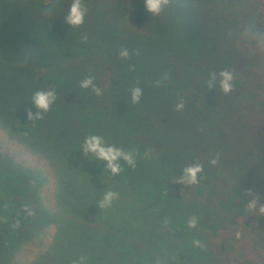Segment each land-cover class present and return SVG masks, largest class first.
I'll return each instance as SVG.
<instances>
[{
	"label": "trees",
	"instance_id": "trees-1",
	"mask_svg": "<svg viewBox=\"0 0 264 264\" xmlns=\"http://www.w3.org/2000/svg\"><path fill=\"white\" fill-rule=\"evenodd\" d=\"M71 3L0 0L3 138L49 166L60 163L59 192L68 189L70 175L71 189L83 196V205L103 197L107 170L106 162L83 154L85 137L100 135L107 144L132 152L135 167L121 160L119 174L128 179L136 174L143 196L138 201L128 195L150 215L146 228L155 229L154 241L143 248L135 222L123 227L126 234H135L140 256L208 263L201 232L213 219L232 221L237 215L245 219L252 244L264 245V215L247 209L253 197L245 195L252 189L264 204V126L259 122L264 120V97L249 78L264 48V0H169L159 15L147 13L143 0H83L87 14L79 28L64 23ZM121 49L129 52L127 59L119 56ZM222 70L233 73L230 93L239 90L243 112L254 117L251 133L243 120L227 114L239 104L220 89ZM88 76L102 95L80 87ZM136 86L143 94L133 104L130 89ZM49 89L57 96L50 110L42 119L28 120V110L37 111L33 94ZM181 101L184 107L177 110ZM4 141L0 139V199L6 201L0 202V264H11L22 243L54 225L56 211L45 210L39 197L46 177L3 151ZM212 159L217 163L211 164ZM197 163L203 166L199 183L229 188L215 204H209L211 193L203 197L205 203L186 201L176 188L187 186L176 181L185 167ZM155 187L149 196L147 189ZM193 214L199 223L189 229L186 220ZM165 224L174 235L170 244L164 241L165 234L171 236L162 228Z\"/></svg>",
	"mask_w": 264,
	"mask_h": 264
},
{
	"label": "rangeland",
	"instance_id": "rangeland-1",
	"mask_svg": "<svg viewBox=\"0 0 264 264\" xmlns=\"http://www.w3.org/2000/svg\"><path fill=\"white\" fill-rule=\"evenodd\" d=\"M259 54L257 63H254V76L249 78L255 80L252 86L256 93H261L262 98L264 87L260 86L264 85V48L260 49ZM229 94L236 105L237 102L239 104L235 112L227 113L229 118L243 120V123L250 128L246 131L251 133L256 128L252 123L254 117L246 115L241 108L238 100L239 90L234 95ZM259 122L264 126V120L259 119ZM0 139L5 140L1 145L3 151L14 155L25 166L37 168L43 173L46 180L39 190V197L45 210L53 214L56 211L54 225L50 224L38 232L32 240L27 239L22 243L13 256L11 264H72L73 260H77L80 256L86 257L84 264H177L182 262L181 259L173 262L168 256H140V250L135 246V234L132 231V235L125 233L123 227L129 222H135L142 235L143 248H146L147 243L154 241L155 238V229L152 226L146 228L150 215L146 213L144 206L137 208L136 205V199L138 198L139 201L143 196L138 191L136 186L138 184L135 185L136 174L134 178L128 179L121 174L113 175L110 170H106L104 174L106 188L103 194L111 190L118 193V197L107 208L99 207L102 196L100 201L95 199L90 204L87 201L83 205V196L71 189L70 175L66 178L69 184L66 185L68 189L63 188L59 192L60 176L63 175L60 163L56 167L49 166L46 161L21 150L16 144L4 139L1 134ZM214 186L216 187L215 181ZM176 188L181 189L180 191L183 192L181 195L186 201L196 199L197 202L205 203L202 200L203 197L211 193L212 199L209 200V204H215L222 192H229V188L224 189L222 186L210 189L207 182L203 185L201 182L187 186L178 184ZM157 190V187L147 189V194L151 196ZM128 194L135 196V201ZM1 196L4 197V193L0 192V198ZM0 202L4 204L6 201L0 199ZM57 221L59 223L55 227ZM245 224V219L239 215L232 221L224 219L221 222L213 219V223H208L205 226L206 229L201 232L205 234V238L201 239V248L203 253L208 254L209 261L199 264H264V245L252 244L253 239L249 231H246ZM162 228L171 232V236L165 234L164 239L170 244L171 237L174 235L167 224ZM157 242L158 240L155 241L156 245Z\"/></svg>",
	"mask_w": 264,
	"mask_h": 264
},
{
	"label": "clouds",
	"instance_id": "clouds-1",
	"mask_svg": "<svg viewBox=\"0 0 264 264\" xmlns=\"http://www.w3.org/2000/svg\"><path fill=\"white\" fill-rule=\"evenodd\" d=\"M144 8L147 13L152 15H159L165 6L169 3V0H143ZM87 14V8L83 3V0H72V3L69 7L67 15L63 18L64 23L71 26L72 28H79L83 25L85 21V16ZM86 40V37H85ZM119 56L122 59H127L129 57V52L127 49H121L119 52ZM219 87L225 93L228 94L233 90V73L228 70H222L219 73ZM216 80L215 73L212 74L210 81L208 82V88L211 90L214 86V81ZM94 78L92 76H88L83 79L80 83V87L82 89L91 88L92 91L97 95H102V89L94 84ZM131 93V102L133 104L139 103L141 96L143 94V90L139 87H133L130 89ZM57 96L54 89L49 90H38L32 96V103L37 109L35 113L31 110L27 112V119H42L43 113H46L50 110L51 106L56 101ZM183 102H179L176 105L177 110L183 109ZM83 154L85 156L91 154L94 158L101 162H106L107 170L113 175H117L122 171L120 161H125L129 166L135 167V157L132 152H126L121 148L116 147L112 144H107L105 138L96 134H89L85 137L83 143ZM211 164H216L217 161L212 159L209 161ZM203 170V166L201 164H193L187 166L183 169L182 175L176 181L180 184L186 185H195L199 183L198 174ZM245 195L252 196L253 198L248 201L246 207L249 211L258 210L261 215H264V204L259 203V196L253 193L252 189H248L245 191ZM118 197V193L114 191H106L103 195V199L99 202V207L107 208L110 207L113 201ZM167 223V221H165ZM199 218L197 215L193 214L186 220V225L189 229H195L198 226ZM18 225H14L16 227ZM239 237V233L236 234ZM193 244L197 247H200V241L194 240ZM86 261L85 256H80L77 260H73L72 264H84Z\"/></svg>",
	"mask_w": 264,
	"mask_h": 264
}]
</instances>
